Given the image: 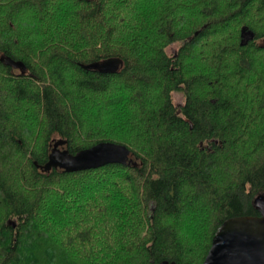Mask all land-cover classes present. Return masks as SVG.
I'll use <instances>...</instances> for the list:
<instances>
[{
  "label": "trees",
  "instance_id": "trees-1",
  "mask_svg": "<svg viewBox=\"0 0 264 264\" xmlns=\"http://www.w3.org/2000/svg\"><path fill=\"white\" fill-rule=\"evenodd\" d=\"M55 139L134 162L43 172ZM258 197L264 0H0V264H203Z\"/></svg>",
  "mask_w": 264,
  "mask_h": 264
},
{
  "label": "water",
  "instance_id": "water-1",
  "mask_svg": "<svg viewBox=\"0 0 264 264\" xmlns=\"http://www.w3.org/2000/svg\"><path fill=\"white\" fill-rule=\"evenodd\" d=\"M254 36V35H253ZM1 60L25 73L23 61L11 57ZM124 61L118 57L82 64L87 70L101 73H117ZM65 139H55L45 164L35 162L43 172L60 168L66 172L97 169L108 164L131 165L134 159L131 150L124 144L101 142L75 154L71 153ZM259 216L247 215L231 217L218 228L213 238L211 249L203 264H264V197L255 200ZM15 226V225H14ZM160 264H177L175 261H162Z\"/></svg>",
  "mask_w": 264,
  "mask_h": 264
},
{
  "label": "rangeland",
  "instance_id": "rangeland-1",
  "mask_svg": "<svg viewBox=\"0 0 264 264\" xmlns=\"http://www.w3.org/2000/svg\"><path fill=\"white\" fill-rule=\"evenodd\" d=\"M178 48H179L178 44H171V45L167 48V50H168L169 53H174V52H176V51L178 50ZM115 88H118V87L115 86ZM111 93H114V92L111 91ZM106 96H107V95H106ZM97 99H98V98H97ZM174 100L176 101V103H177L178 105H180V104H183V103H184V101H185V97H184L183 93L176 92V93L174 94ZM188 226L190 227V223H189V222H185V223L182 225V227H185V228H187ZM189 227H188V228H189Z\"/></svg>",
  "mask_w": 264,
  "mask_h": 264
}]
</instances>
